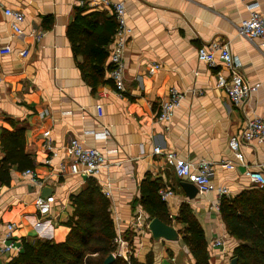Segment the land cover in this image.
I'll return each instance as SVG.
<instances>
[{
	"label": "crops",
	"instance_id": "crops-1",
	"mask_svg": "<svg viewBox=\"0 0 264 264\" xmlns=\"http://www.w3.org/2000/svg\"><path fill=\"white\" fill-rule=\"evenodd\" d=\"M118 3L125 4L132 31L123 91L110 76L117 27L113 6ZM253 3L264 16V0H0V168L7 157L1 144L5 131L20 133L23 155L32 162L24 171L9 166L11 182L0 185V264L16 257L25 241L65 242L70 233L65 224L74 213L72 197L90 178L109 200L116 239L127 243V260L133 249L141 263L194 264L184 242L187 219L202 228L211 264H231L237 258L234 252L242 241L227 233L217 207L224 197L186 187L189 182L178 178L154 148L193 164L214 163L212 182L229 190L225 198L254 190L264 195V185L246 174L251 169L264 176V144L241 145L244 163L229 149L230 138L243 131L247 118L264 119V39L251 41L239 32ZM7 9L24 13L21 36L14 33ZM213 40L228 43L242 63L245 81L259 84L245 113L217 87L218 72L230 76L225 65L217 59L211 68L198 60V49ZM4 47L12 52L1 54ZM100 48L108 53L105 84L94 87L83 76L82 65L95 66ZM23 50L29 51L25 58L18 55ZM173 88L185 98L171 120H160ZM104 132L107 139L96 138ZM73 139L105 154L108 168L96 177L62 174L60 165L71 160ZM224 162L234 168L222 167ZM28 170L43 181L41 188L23 175ZM151 183L159 188L155 197L164 204L162 210L147 200L154 195ZM161 189L174 195L164 201ZM44 192L55 202L51 213L41 217L35 201ZM156 218L173 227L179 240H154L148 226ZM10 224L15 225L12 239L7 238ZM217 240L222 247L215 246ZM12 244L14 251L1 253Z\"/></svg>",
	"mask_w": 264,
	"mask_h": 264
},
{
	"label": "trees",
	"instance_id": "trees-1",
	"mask_svg": "<svg viewBox=\"0 0 264 264\" xmlns=\"http://www.w3.org/2000/svg\"><path fill=\"white\" fill-rule=\"evenodd\" d=\"M97 53L95 66L82 65L83 76L94 87L105 84L104 64L108 57V53L102 48ZM20 141V133L5 131L3 134L1 144L7 157L0 168V185H9L11 182L9 166L17 165L20 171L32 166L29 157L23 155ZM158 190L157 184L151 183L150 191L154 195L147 197V200H153L156 208L162 210L164 204L155 197ZM247 194L233 199L224 197L221 213L227 233L242 241L234 252L238 264H264V195L258 190ZM72 203L74 213L65 224L70 228L65 242L25 241L22 251L8 264H105L109 255L117 252L116 228L109 211V200L103 195L97 181L90 178L87 186L72 197ZM185 223L190 224L184 242L195 260L194 264H211L202 228L189 219ZM130 245L132 249V244ZM111 264L151 263H141L132 249L128 260L118 257Z\"/></svg>",
	"mask_w": 264,
	"mask_h": 264
},
{
	"label": "built area",
	"instance_id": "built-area-1",
	"mask_svg": "<svg viewBox=\"0 0 264 264\" xmlns=\"http://www.w3.org/2000/svg\"><path fill=\"white\" fill-rule=\"evenodd\" d=\"M258 3H253L248 6V10L251 12L250 16L239 25V32L242 36L253 41L255 39H264V16L258 12ZM114 16L116 19L117 27L113 41V49L111 52V62L113 69L110 72V76L114 85L118 91L124 90V71L125 61L124 55L129 43L130 36L132 34L131 28L127 23V11L125 4L118 3L113 6ZM5 15L11 18V25L14 33L21 36L23 31L21 29V23L25 19L23 12L19 10L7 9ZM12 49L10 47H4L1 50V54H10ZM21 58H25L29 55L28 50H23L18 54ZM198 60L201 63L206 64L211 68L217 66V59H219L230 72V76L227 78L222 72L217 73V87L223 89L227 94L231 103L241 110L243 113L246 111V106L251 97L259 88V84L250 85L245 81L242 75V63L239 58L231 53L230 45L228 43L219 42L216 40L210 41L204 44L198 49ZM1 83V79H0ZM185 95L179 90L173 88L170 90L167 101L163 104L159 119L169 121L173 118L175 111L180 108ZM98 114L103 116L102 106H97ZM109 137L108 132L103 134H97L98 139H107ZM253 142L264 144V119L259 116L249 117L246 119L243 131L239 135L232 136L229 140V149L235 155L240 163H244V158L240 153L241 145H251ZM46 147L51 148V143L47 142ZM156 155H162L169 166H171L180 179H185L189 183L193 184L199 194L206 195L210 192L217 191L220 198L229 196V190L225 187L218 188L212 182V177L215 172V164L207 161H201L197 164H193L187 161H183L177 157L174 152H164L160 147L154 148ZM68 154L71 157L69 162H62L60 165V171L62 174L78 175L84 174L88 177H96L101 171L108 168V159L105 154L95 148H86L78 140H71L68 146ZM56 157V153H53ZM51 161H49L50 163ZM222 167L227 169H233V164L229 162L222 163ZM248 178L257 185H264V176L255 170H247ZM24 176H28L33 186L41 188L44 183L36 175L34 171L28 170L23 173ZM108 195V194H107ZM174 192L170 189H161L160 196L164 201L172 197ZM54 198H44L39 196L35 201L36 209L41 217H45L51 213ZM220 209V204H217ZM15 225L10 224L7 226V238H13V231ZM117 244L116 255L127 260L126 248L127 243L122 239L117 238L115 240ZM216 247H222L223 241L217 240L215 242ZM14 251V245L4 246L1 250L2 254H7Z\"/></svg>",
	"mask_w": 264,
	"mask_h": 264
},
{
	"label": "water",
	"instance_id": "water-1",
	"mask_svg": "<svg viewBox=\"0 0 264 264\" xmlns=\"http://www.w3.org/2000/svg\"><path fill=\"white\" fill-rule=\"evenodd\" d=\"M186 187H190L192 188V185L189 184H184ZM194 186V185H193ZM195 187V186H194ZM196 188V187H195ZM197 190V188H196ZM198 191V190H197ZM44 198H47V196L45 195V192L43 194ZM148 230L151 233L152 237L154 238V240H168V241H177L179 240V235L177 234V232L175 231V229L167 224H165L164 222H162L159 219H153L149 226H148ZM116 260L115 255L111 254L106 260H105V264H111ZM237 258L233 259L231 261V264H237Z\"/></svg>",
	"mask_w": 264,
	"mask_h": 264
},
{
	"label": "rangeland",
	"instance_id": "rangeland-1",
	"mask_svg": "<svg viewBox=\"0 0 264 264\" xmlns=\"http://www.w3.org/2000/svg\"><path fill=\"white\" fill-rule=\"evenodd\" d=\"M115 257H116V259H117L119 256L116 255ZM119 258H122V257H119ZM123 259H124V258H123ZM124 260H125V259H124Z\"/></svg>",
	"mask_w": 264,
	"mask_h": 264
}]
</instances>
